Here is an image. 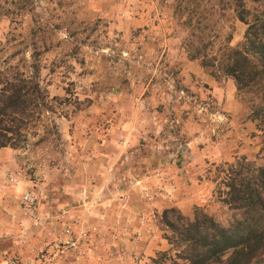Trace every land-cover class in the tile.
Returning <instances> with one entry per match:
<instances>
[{"label":"rangeland","instance_id":"374dc122","mask_svg":"<svg viewBox=\"0 0 264 264\" xmlns=\"http://www.w3.org/2000/svg\"><path fill=\"white\" fill-rule=\"evenodd\" d=\"M190 1L33 0L14 18L24 1L0 0V70L30 75L35 56L41 86L64 101L0 161L18 178L0 174V264H149L169 250L164 210L230 220L208 170L242 156L264 166V139L233 81L189 60L181 8L218 11L216 0ZM206 26L213 52L245 30L229 10ZM231 93L237 112L223 106ZM26 191L37 196L32 216Z\"/></svg>","mask_w":264,"mask_h":264},{"label":"trees","instance_id":"16d2710c","mask_svg":"<svg viewBox=\"0 0 264 264\" xmlns=\"http://www.w3.org/2000/svg\"><path fill=\"white\" fill-rule=\"evenodd\" d=\"M23 1L24 5L12 14L14 18L22 16V11L31 13L25 4L30 5L33 0ZM250 1L252 7H247L245 0H216L218 11L208 16L196 9L181 8L182 14L187 12L185 25L191 29L183 46L189 60H198L213 78L233 81L238 98L248 107L247 118L255 123L264 139V0ZM226 10L245 26L243 38L231 46L230 33L213 52L216 36H209L207 21L211 17L219 20ZM31 58L30 75L20 71L23 66L19 65L0 70V149L25 148L41 116L55 114V106L64 102L57 96L50 97L41 86L38 58ZM208 173L215 184L214 196L231 213L230 220L224 226L200 208L195 209L192 218L175 209L164 210L161 224L169 250L157 253L149 264H258L261 261L264 166L242 156L230 163L212 164Z\"/></svg>","mask_w":264,"mask_h":264},{"label":"built area","instance_id":"2783aa9c","mask_svg":"<svg viewBox=\"0 0 264 264\" xmlns=\"http://www.w3.org/2000/svg\"><path fill=\"white\" fill-rule=\"evenodd\" d=\"M0 174H2V177L5 178V181L9 185H16L18 183V178L14 175H12L9 171H2L0 170ZM20 204L23 208V211L25 214L28 215H34V212L36 210V204H37V196L32 191H26L22 194ZM9 264H16L15 261L10 260Z\"/></svg>","mask_w":264,"mask_h":264},{"label":"crops","instance_id":"0c3cea01","mask_svg":"<svg viewBox=\"0 0 264 264\" xmlns=\"http://www.w3.org/2000/svg\"><path fill=\"white\" fill-rule=\"evenodd\" d=\"M206 78V82L208 84H210L212 87H214V85L216 84L215 82H212V80L210 79V77L205 76ZM213 90L215 91V87L213 88ZM217 90V89H216ZM217 97H220L217 95ZM221 97L223 98V106L226 108H229L230 110H232L233 112H237L239 110V106L236 104L235 100H234V96L233 94H228V96L225 95H221ZM15 153V150L9 149V148H2L0 149V161H2L3 159H6V157H13ZM5 157V158H4ZM235 159V158H234ZM233 159V160H234ZM226 162L230 163L229 160H227ZM224 162V163H226ZM215 165V164H213ZM4 191L3 189L0 190V193ZM214 193V192H213ZM217 202V201H216ZM218 203V202H217ZM219 204V203H218ZM220 205V204H219ZM221 206V205H220ZM222 208V207H221ZM223 209V208H222Z\"/></svg>","mask_w":264,"mask_h":264}]
</instances>
